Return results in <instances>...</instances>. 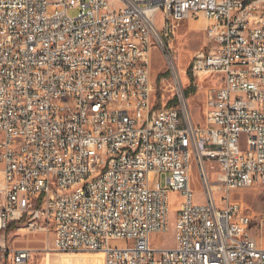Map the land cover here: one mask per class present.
Returning <instances> with one entry per match:
<instances>
[{"label": "built area", "instance_id": "2783aa9c", "mask_svg": "<svg viewBox=\"0 0 264 264\" xmlns=\"http://www.w3.org/2000/svg\"><path fill=\"white\" fill-rule=\"evenodd\" d=\"M200 15L207 43L184 73L202 92L203 126L167 40ZM154 47L176 107L153 102ZM61 92L74 102L55 109ZM260 183L264 0H0V264L34 258L8 246L13 224L54 232L55 250L96 252L103 264H264L252 219L232 199ZM172 192L175 244L153 247L151 235L169 230Z\"/></svg>", "mask_w": 264, "mask_h": 264}, {"label": "rangeland", "instance_id": "374dc122", "mask_svg": "<svg viewBox=\"0 0 264 264\" xmlns=\"http://www.w3.org/2000/svg\"><path fill=\"white\" fill-rule=\"evenodd\" d=\"M78 10H71L70 14L75 15ZM207 20L204 16L190 17L183 20L174 33L170 34L167 39L173 49L176 57V64L179 72L182 74L184 90L189 87L190 78L184 73L188 67L192 55L203 48L207 43V37L204 27ZM151 77L153 81L154 93L153 102L159 106H178L180 97L176 86L171 78L165 57L157 48H153L152 53ZM206 83H201L205 85ZM194 88L195 90H193ZM190 88L188 96L183 94L187 106L192 116V120L197 125H204L203 110L204 98L202 92L197 88ZM174 101L173 103H171ZM192 186L195 190V201L203 203L205 194L200 182V176L195 163H193ZM218 169H212L209 165L208 173L211 179H217ZM221 192H214L215 199L219 203ZM232 199L240 202L245 212L252 219L250 234L259 244L264 245V227L260 224L264 214V184H256L242 190L234 191ZM180 196L176 192L170 193V226L166 233L151 235V245L157 248H169L175 244L176 211L180 202ZM6 241L11 248H30L34 251V258L29 264H103L102 257L92 251L80 252H62L54 249L55 234L54 232H35L27 229L14 228L8 232ZM49 242V243H48ZM124 242H118L116 245H124ZM50 249H49V248ZM9 264H13L11 258Z\"/></svg>", "mask_w": 264, "mask_h": 264}, {"label": "bare ground", "instance_id": "6f19581e", "mask_svg": "<svg viewBox=\"0 0 264 264\" xmlns=\"http://www.w3.org/2000/svg\"><path fill=\"white\" fill-rule=\"evenodd\" d=\"M66 102H74V95L69 92H61L55 96V109H64Z\"/></svg>", "mask_w": 264, "mask_h": 264}, {"label": "trees", "instance_id": "16d2710c", "mask_svg": "<svg viewBox=\"0 0 264 264\" xmlns=\"http://www.w3.org/2000/svg\"><path fill=\"white\" fill-rule=\"evenodd\" d=\"M190 88H192V86H189L188 88L185 89V96H188L190 93ZM193 90H195L194 88H192ZM174 101H172L171 103H173ZM15 225H11V227L9 228V231H11L12 229H14Z\"/></svg>", "mask_w": 264, "mask_h": 264}]
</instances>
